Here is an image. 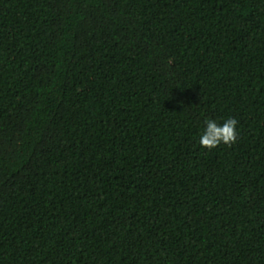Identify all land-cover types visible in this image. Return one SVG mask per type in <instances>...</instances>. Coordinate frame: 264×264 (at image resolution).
Here are the masks:
<instances>
[{"label": "trees", "instance_id": "trees-1", "mask_svg": "<svg viewBox=\"0 0 264 264\" xmlns=\"http://www.w3.org/2000/svg\"><path fill=\"white\" fill-rule=\"evenodd\" d=\"M0 264H264V0H0Z\"/></svg>", "mask_w": 264, "mask_h": 264}, {"label": "clouds", "instance_id": "clouds-1", "mask_svg": "<svg viewBox=\"0 0 264 264\" xmlns=\"http://www.w3.org/2000/svg\"><path fill=\"white\" fill-rule=\"evenodd\" d=\"M238 121L228 117L222 123L214 119L206 118L203 121V129L199 136V143L206 149H214L220 144L234 143L237 136Z\"/></svg>", "mask_w": 264, "mask_h": 264}]
</instances>
